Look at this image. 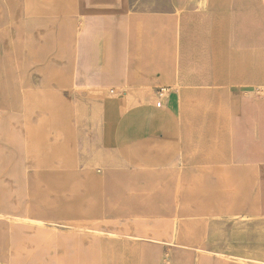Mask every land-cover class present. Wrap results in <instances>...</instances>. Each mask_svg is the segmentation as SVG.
<instances>
[{
	"label": "crops",
	"instance_id": "obj_1",
	"mask_svg": "<svg viewBox=\"0 0 264 264\" xmlns=\"http://www.w3.org/2000/svg\"><path fill=\"white\" fill-rule=\"evenodd\" d=\"M85 1L102 5L87 21L30 13L62 25L72 57L62 86L74 90L75 109L56 112L51 96L0 95V215L82 226L80 240L100 256L70 264L264 263V0ZM83 23L92 53L82 68ZM105 135L121 149L100 172ZM56 175L79 202L56 200ZM230 217L248 218L238 246ZM97 220L117 235L94 236ZM166 227L170 241L159 238ZM11 232L0 216V263L10 261Z\"/></svg>",
	"mask_w": 264,
	"mask_h": 264
},
{
	"label": "rangeland",
	"instance_id": "obj_2",
	"mask_svg": "<svg viewBox=\"0 0 264 264\" xmlns=\"http://www.w3.org/2000/svg\"><path fill=\"white\" fill-rule=\"evenodd\" d=\"M158 0H132L134 5L139 8L160 7L163 2L158 3ZM31 0H0V95L2 98L16 100L23 96H40L42 101H46V98L51 96L54 100L56 112H72L75 109V105L72 104L74 97V90L69 88H63L64 82L70 78V52L69 49L63 47L64 36L62 34V25L51 23L46 20H41L36 16H32L30 13H60V12H76L83 21H87L92 15V9L96 7L95 4H91L85 0H34L30 5ZM112 5L109 6H127L126 0H114L109 2ZM102 5H98L96 8ZM87 23L81 24V28L77 29L79 36L78 48L79 54H81V65L87 64L89 56L92 53V49L88 45V40L84 36L87 29ZM81 40L83 41L80 44ZM84 57V58H83ZM86 66V65H85ZM83 77H87V71H82ZM264 93V87H263ZM101 93H99L100 95ZM19 101V100H18ZM264 113V104L262 105ZM116 127V126H115ZM70 127L65 126V134L70 132ZM68 143V142H67ZM121 149L118 139L113 136L107 135L103 138V157L102 167H99V171L105 170V166L108 161L117 159L118 153L115 150ZM261 193L262 203L264 209V172L261 177ZM61 176L56 175V200H64L66 202H79L78 193L74 195L64 194L62 188ZM152 187L154 185H151ZM199 195H202L204 188L207 185H198ZM152 196L158 197L157 191ZM172 193L166 190L162 194V202L171 204ZM153 201V200H152ZM110 201H106V205H109ZM141 201L129 200L128 205L136 206ZM203 201H200L202 203ZM23 213V212H21ZM8 216L11 215H2ZM12 217H25V216H12ZM56 217H62L58 214ZM201 225L210 223L208 217H198ZM248 218L243 217H230L225 219V222H230L232 245L238 246L240 236V226L246 222ZM40 221V220H39ZM46 225L47 223L43 220ZM105 221L108 227H112L108 220L91 221L88 230L94 236L109 235L110 231L101 230L99 223ZM223 223V220H220ZM26 224H22L25 228ZM54 226L60 229H69L68 222H62L56 220L53 223ZM50 225L47 227H52ZM66 225V227H65ZM62 226V227H61ZM74 228V227H72ZM81 229L74 230V236L82 234ZM220 230L223 233V226H220ZM33 232V233H32ZM32 235L38 236L43 234V230L38 227L36 231H31ZM13 234V232H11ZM25 238V237H23ZM30 239V238H29ZM17 241H13L11 235V249ZM51 247L43 246V260L37 257L28 258L30 262L26 264H70L69 261L85 260L86 258H98L100 252L95 249L92 242L89 246L83 245L82 241L77 238H69L67 232H63L60 240L52 242ZM18 244V243H17ZM234 248V247H233ZM10 249V250H11ZM9 250V251H10ZM203 252L202 249H199ZM13 260L10 258V261ZM163 260V259H162ZM5 264H14L11 262ZM37 261H41L37 263ZM161 262V260H160ZM159 262V263H160ZM158 263V264H159ZM0 264H3L0 263ZM165 264H172L170 259ZM241 264H252L247 262H241ZM264 264V263H258Z\"/></svg>",
	"mask_w": 264,
	"mask_h": 264
},
{
	"label": "bare ground",
	"instance_id": "obj_3",
	"mask_svg": "<svg viewBox=\"0 0 264 264\" xmlns=\"http://www.w3.org/2000/svg\"><path fill=\"white\" fill-rule=\"evenodd\" d=\"M3 217L8 218L11 221L13 241L15 242L17 241L18 243V244L15 243L14 247L9 251L11 258L13 259L10 262L14 264H26V262L24 261L28 260V258H31L33 256L43 260L44 251L42 247L43 246L51 247V245L53 244L52 242L60 240L63 232H67L69 238H74L75 240H77V238L79 239V236L82 235L79 234L76 237L74 236L73 233L74 230L75 229L79 230V227H81L77 224L74 226L73 229H60L54 225L49 228L47 227L48 224L46 225L41 220L39 221L36 219H31L29 217H12V216L11 217L3 216ZM22 224H26L25 228L22 226ZM38 227H40V229L43 230V234L39 238L36 235H32L33 232L31 233V231L26 230L29 228L36 230ZM142 229H149V228L145 226ZM109 234H111L112 236L117 235L116 232H109ZM157 237H159V235H157ZM159 238L162 240L170 241V228L166 227V230L163 231V233L160 235ZM27 239H29V241L24 243L25 240ZM168 258H169L168 256L161 257L160 258L161 262L159 264H165V262L168 261ZM239 261L241 262L242 259H240Z\"/></svg>",
	"mask_w": 264,
	"mask_h": 264
}]
</instances>
